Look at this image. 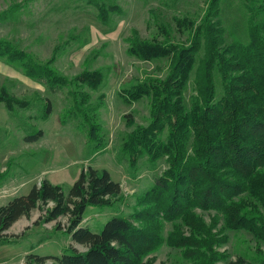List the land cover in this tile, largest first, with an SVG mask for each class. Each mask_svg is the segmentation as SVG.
<instances>
[{"label": "trees", "instance_id": "1", "mask_svg": "<svg viewBox=\"0 0 264 264\" xmlns=\"http://www.w3.org/2000/svg\"><path fill=\"white\" fill-rule=\"evenodd\" d=\"M221 1L209 2L197 27L177 20L189 31L188 45L175 43L168 30L161 43L143 40L135 32L129 41V55L146 61L166 58L168 72L120 94L125 103L147 98L150 105L148 125L127 133L120 151L130 169L142 158L150 164L165 158V171L136 199L129 215L112 217L98 233L81 226L85 209L106 207L108 199L121 194L120 184L105 170L82 169L67 194L61 186L42 180L27 194L0 205V242L8 238L6 231L14 223L35 209L43 212L35 224L67 219L64 231L71 243L62 254H28L26 264H146L144 258L163 245L183 251L192 264H264L241 258L227 261L226 255L213 249L226 242L223 230L211 233L219 219L223 229L245 230L264 243V0L246 5L247 41L229 44L218 20ZM100 9V19L107 20ZM0 58L18 64L27 78L51 91L69 84L50 67L52 59L40 64L1 42ZM193 72L195 94L187 107L184 94ZM215 73L220 77V97ZM103 82L101 71L85 70L74 78L73 86L96 91ZM77 89L70 92L73 116L82 118L88 143L99 149L104 142L96 110L85 108L89 94ZM0 103L11 109L16 101L2 92ZM49 112L45 103L43 118ZM124 118L128 127L133 125L130 115ZM41 135L38 130L25 140H38ZM197 210L213 212L212 225L207 226ZM166 224L172 230L164 236ZM55 228L62 230L58 222Z\"/></svg>", "mask_w": 264, "mask_h": 264}, {"label": "rangeland", "instance_id": "2", "mask_svg": "<svg viewBox=\"0 0 264 264\" xmlns=\"http://www.w3.org/2000/svg\"><path fill=\"white\" fill-rule=\"evenodd\" d=\"M211 0H0V42L27 54L33 61L46 64L69 80L65 87L51 91L45 84L27 78L18 64L0 58V95L2 92L16 103L8 109L0 103V178L8 180V189L0 195V205L16 196L25 195L42 180L62 187L67 194L82 169L105 170L121 187L118 197L107 200L108 206H88L81 226L98 233L114 216L129 215L136 199L149 190L156 177L167 168L165 158L150 164L145 158L130 169L120 148L127 133L137 126H147L149 100L141 98L125 103L120 94L134 84L150 79H162L168 72V60H140L129 55V41L135 32L146 41H164L168 30L172 40L189 44V31L178 26L177 20H188L197 27ZM253 0H222L218 20L224 31L223 39L247 41L246 5ZM107 20L100 19L102 9ZM202 52H200L201 54ZM99 70L104 82L96 91L87 86L77 89L74 78L83 71ZM218 97L220 77L214 74ZM194 72L184 94L186 106L194 96ZM89 94L86 109L95 108L94 116L101 125L103 147L95 149L88 143L82 118H75L71 91ZM77 94V92H76ZM102 97V98H101ZM45 103L50 112L43 118ZM125 115L133 125L128 127ZM38 140H25L36 131ZM48 204L47 207H51ZM203 222L212 225L213 212L196 211ZM43 215L33 210L6 231L8 237L0 242V264H26L25 257L59 256L70 244L64 231L66 217L56 222L36 221ZM57 222L62 230L55 227ZM171 224L162 234L171 232ZM226 242L213 249L226 255L227 261H264V243L245 230L223 229L216 221L211 233L222 231ZM83 251L80 246H75ZM183 251L166 245L146 256V264H192ZM46 264H51L47 261ZM217 264H220L218 262Z\"/></svg>", "mask_w": 264, "mask_h": 264}, {"label": "crops", "instance_id": "3", "mask_svg": "<svg viewBox=\"0 0 264 264\" xmlns=\"http://www.w3.org/2000/svg\"><path fill=\"white\" fill-rule=\"evenodd\" d=\"M8 189V180H2L0 183V194ZM4 195H0V200L3 198ZM71 243V242H70Z\"/></svg>", "mask_w": 264, "mask_h": 264}]
</instances>
